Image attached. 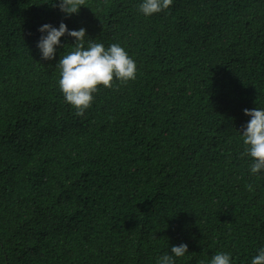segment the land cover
I'll use <instances>...</instances> for the list:
<instances>
[{
    "label": "trees",
    "instance_id": "1",
    "mask_svg": "<svg viewBox=\"0 0 264 264\" xmlns=\"http://www.w3.org/2000/svg\"><path fill=\"white\" fill-rule=\"evenodd\" d=\"M142 2L68 16L58 0H0V264H157L181 244L176 264H251L264 249V170L241 134L244 109H264V0H173L151 16ZM61 22L137 65L83 117L58 85L75 38L53 60L37 48Z\"/></svg>",
    "mask_w": 264,
    "mask_h": 264
},
{
    "label": "clouds",
    "instance_id": "2",
    "mask_svg": "<svg viewBox=\"0 0 264 264\" xmlns=\"http://www.w3.org/2000/svg\"><path fill=\"white\" fill-rule=\"evenodd\" d=\"M172 4L173 0H143L139 5V11L146 16H151L169 9ZM56 6L61 12L71 16L78 14L81 6H86V0H58V4L53 5V7ZM39 31L46 33L37 43L43 60L55 59L61 37L67 34L76 40L72 50L66 51L57 64L60 70L59 89L66 102L76 110V116H84L85 111L92 106L94 94L101 87L111 89L116 81L124 85L136 79L137 65L125 48L118 43L105 48L102 43L90 40L86 47V29L70 31L63 22L58 28L51 24H44ZM244 113L251 119L242 129L244 145L242 155L252 158L249 167L251 173L256 175L264 170V109H244ZM246 188L249 191L253 190L251 184L246 185ZM170 252L171 255L165 253L159 257L157 264H176L174 258L183 257L188 253V245L172 246ZM210 264H231V256L228 253H217ZM251 264H264V249L259 250Z\"/></svg>",
    "mask_w": 264,
    "mask_h": 264
}]
</instances>
